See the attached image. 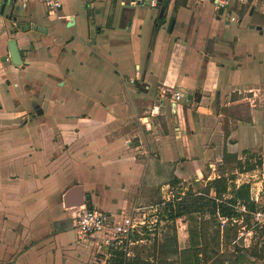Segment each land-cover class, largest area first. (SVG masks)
Instances as JSON below:
<instances>
[{
    "label": "crops",
    "instance_id": "obj_1",
    "mask_svg": "<svg viewBox=\"0 0 264 264\" xmlns=\"http://www.w3.org/2000/svg\"><path fill=\"white\" fill-rule=\"evenodd\" d=\"M26 1L17 4L29 16ZM166 1L159 17L161 3L83 0L95 31L55 48L52 25L36 39L38 29L18 31L28 34L16 39L20 66L0 34V264L96 263L94 241L78 240L69 221L70 189L111 216H146L172 183L184 194L205 174L219 177L213 153L264 152V107L254 102L264 88V0L234 7V21L216 18L210 2ZM61 10L45 14L74 25ZM246 17L237 31L223 28ZM243 93L253 102L225 133L221 108Z\"/></svg>",
    "mask_w": 264,
    "mask_h": 264
},
{
    "label": "rangeland",
    "instance_id": "obj_2",
    "mask_svg": "<svg viewBox=\"0 0 264 264\" xmlns=\"http://www.w3.org/2000/svg\"><path fill=\"white\" fill-rule=\"evenodd\" d=\"M9 1V0H7ZM28 1V0H27ZM26 1V2H27ZM62 14L73 13L75 15V24L69 27H66L63 20L53 19L50 20L49 17L45 14L44 5L40 4L37 0H30L28 4V9H30L29 16H23L20 19L22 23L25 25H29L30 22H35L37 24L52 25L54 28V33L57 34L55 38L54 48L57 46V40L63 38L70 37H86L87 29L89 28L91 31H95L94 24L91 23V20L88 19V14L83 5V0H62ZM2 4V0H0V6ZM10 5L7 4L4 7V12L0 17L6 15L9 11ZM22 8V7H21ZM148 8V7H147ZM20 8L16 10V14L19 13ZM155 11V10H154ZM236 17L239 15H235ZM239 18V17H238ZM255 19V15L253 16ZM250 20L249 17L243 18L240 26L238 22L226 23L228 26H224V29H228L231 27L236 28V31L242 28L247 22ZM224 21V20H223ZM10 22V23H9ZM11 26H10V25ZM39 26V25H38ZM6 34V40L9 38H16L20 40L22 37L25 39L28 37L26 35L21 36V33L18 32V24L14 25L6 18H3L2 23L0 21V34ZM39 32V34H38ZM38 32H32L35 39L37 37H41L43 31L39 30ZM19 34V35H17ZM47 40V39H46ZM5 49L7 50V45L5 43ZM43 53L48 56L47 46L44 45ZM256 96L255 103L260 102L264 107V88ZM252 94V92L250 93ZM247 93L238 94L235 96L230 104H226L222 106V110L224 111V119H219V122L223 125L224 131H227V125L229 124L228 119L233 117H243L245 111H247V107L252 103L250 97L246 96ZM247 97V98H245ZM249 98V99H248ZM235 100V102H233ZM234 120H232L233 122ZM231 123V122H230ZM264 124V121H263ZM227 137L224 136V145L226 144ZM224 151L219 153H213V158L219 154V162H215L214 171L216 174L224 175L226 177L232 178L229 185L234 189V191H242L244 197L246 199H258L259 204L264 205V152H252L253 157L247 158L248 155L246 153H241L240 159L243 163L242 168L246 165V163H254L255 168L249 171L240 172V168L237 166V163L234 161L235 158H231L229 156L224 157ZM223 155V158H222ZM261 159V164H258V159ZM248 161V162H245ZM241 168V169H242ZM207 171L211 170L210 167L205 168ZM206 174L204 175V180L193 183L189 185L188 190H184L185 193H190L189 197H185L183 200L187 202H193L198 200V202H203L204 208V218L207 221L206 228L204 229V244L201 248V256L199 257V262L201 264H264V251L262 249L264 247V227H258L254 225V222L249 214L242 216L237 222L236 226L232 227L228 238L218 239L214 236L215 227L211 223V219L208 218L211 205L208 201V197L213 195L211 192L209 195L205 194L204 186L206 184ZM182 185H177L176 183H172L170 185V189H166L163 191L162 196L163 199H167V195H170V200L175 199V204L177 203V197L182 196ZM157 200L152 201V206L146 209V211H151L146 215L147 225L146 227H140L135 232L138 233L141 239H137V242L132 243L129 246V256H138L141 258H148L158 263L161 262H169L171 264H177V253L173 254L169 248H161L162 243L167 238L173 237V228L172 222L169 219H166V215L164 212L165 205L157 204L163 202L161 196L156 198ZM182 200V199H181ZM179 200V201H181ZM178 201V202H179ZM166 202V201H164ZM180 221H175L174 227L176 230V242H182V231L179 232L178 227L180 228ZM144 230V231H143ZM146 230V231H145ZM181 245V244H180ZM180 245L177 243V249H179ZM255 252L252 254L251 252ZM261 255V256H260ZM111 258V256H110ZM108 259V261L110 260ZM98 262L103 259V256L98 254L97 256Z\"/></svg>",
    "mask_w": 264,
    "mask_h": 264
},
{
    "label": "trees",
    "instance_id": "obj_3",
    "mask_svg": "<svg viewBox=\"0 0 264 264\" xmlns=\"http://www.w3.org/2000/svg\"><path fill=\"white\" fill-rule=\"evenodd\" d=\"M224 153V157L229 156L228 153ZM244 153L248 155L247 158H252L254 156L253 153L248 151H244ZM233 158H235V156ZM234 161L240 168V172L249 171L255 168V164L252 162L246 163V165L242 168L243 163L240 159H235ZM257 162L258 164H261V159L259 158ZM231 179L232 178L230 177L228 178L224 175H219V177L208 180L204 186L206 195L213 192V195L208 197V201L211 205L210 211H208V218L211 219V223L215 227L213 234L218 241L224 237L228 238L232 227L236 226V222L242 218V216L247 214H249L252 218L251 213L258 208V204L251 199H246L241 190L234 191V189L230 187L229 183ZM189 194L190 193H184L182 196L180 195L177 197L176 204L174 203V198L163 203L165 205L164 212L166 219H169L173 223L172 228L174 235L171 238H166L162 243L161 248L172 247V249H169L173 254L177 253V264H201L199 262V257L201 256L200 250L204 244V229L206 228L205 224H207V221L204 218L203 202H198V200L187 202L186 200H183L185 197H189ZM242 205L246 208L245 212L240 210ZM181 217H183L186 223L188 244L184 248L177 249L176 230L174 224L175 221ZM220 218L225 219V225L223 228L220 226ZM139 238L141 239L142 237H139L138 233H133L131 236V240H137ZM263 251L264 247L262 249V252ZM251 253L255 254L253 251ZM106 264H161V262L156 263L151 259L141 258L138 256H133L131 258L126 256L121 250H114L112 251L110 260L107 261ZM162 264L171 263L163 262Z\"/></svg>",
    "mask_w": 264,
    "mask_h": 264
},
{
    "label": "built area",
    "instance_id": "obj_4",
    "mask_svg": "<svg viewBox=\"0 0 264 264\" xmlns=\"http://www.w3.org/2000/svg\"><path fill=\"white\" fill-rule=\"evenodd\" d=\"M47 11L57 14L62 8V0H41ZM195 3L210 2L213 5L214 11L222 10L220 16H225L226 20L234 21L236 16L234 7H241L247 4L250 0H191ZM146 2V3H145ZM132 4L148 5L150 7H157L158 0H132ZM182 94L175 92L173 99L178 101ZM256 204V208L252 213V220L254 225L264 227V205L258 203V199H251ZM240 210L245 212L244 205ZM73 228L78 240H93L95 243L96 254L103 256V259L95 264H106L112 251L121 250L126 256H129V246L132 244L130 239L134 230L140 227H145L148 223L145 215H135L129 213L119 217H114L106 212L88 208L87 205L82 204L73 208L72 212ZM220 226L223 228L225 219L220 218Z\"/></svg>",
    "mask_w": 264,
    "mask_h": 264
},
{
    "label": "water",
    "instance_id": "obj_5",
    "mask_svg": "<svg viewBox=\"0 0 264 264\" xmlns=\"http://www.w3.org/2000/svg\"><path fill=\"white\" fill-rule=\"evenodd\" d=\"M7 2L9 3V5L12 4L11 0H9V1L2 0V4L0 6V15L3 14L4 7L7 4ZM158 2L162 4L161 7H160V10H159V17H161L162 14H163V9L165 8V6L167 4V1L166 0H158ZM221 12H222L221 9L218 10L216 18L220 17L219 15H220ZM71 24H73V22L69 19V21L67 23V27H69ZM250 26H252V25H250ZM30 27H31V29H38V30H41L43 32H46V28L41 26V25L35 26L34 24H31ZM7 50H8V55H9L10 61H11V63L13 65L20 66V65L23 64V53L21 52V47L18 45V42H17L16 38H9L7 40ZM71 194H72V189H70L64 195L63 201H64L65 207H67V208L75 207V206H78V205L83 203V201H81L79 199L78 200L77 199H73V198L71 199ZM86 205H87L88 208H92L90 201H86ZM69 221L72 222V218H70Z\"/></svg>",
    "mask_w": 264,
    "mask_h": 264
},
{
    "label": "flooded vegetation",
    "instance_id": "obj_6",
    "mask_svg": "<svg viewBox=\"0 0 264 264\" xmlns=\"http://www.w3.org/2000/svg\"><path fill=\"white\" fill-rule=\"evenodd\" d=\"M11 1H12V4L10 5L9 11L6 14V17L8 18V20L11 21V23L14 24V25H17L18 24V31H26L27 29H31L30 26L33 23H30L29 25H25L24 23H22V20L20 19L21 17L24 16L23 15V12H24V6H25V4H23V2H22L21 4L18 5L17 4V0H11ZM18 8H20V11H19L20 15H19V17L16 14V10ZM35 26H38V25H35ZM32 30H34V29H32ZM47 31L48 30H46V32ZM72 225H73V220H72Z\"/></svg>",
    "mask_w": 264,
    "mask_h": 264
}]
</instances>
